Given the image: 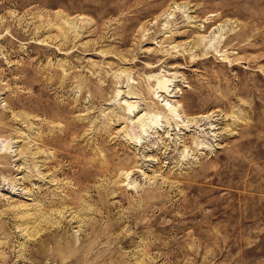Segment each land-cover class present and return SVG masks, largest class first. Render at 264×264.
I'll list each match as a JSON object with an SVG mask.
<instances>
[{
	"label": "rangeland",
	"instance_id": "obj_1",
	"mask_svg": "<svg viewBox=\"0 0 264 264\" xmlns=\"http://www.w3.org/2000/svg\"><path fill=\"white\" fill-rule=\"evenodd\" d=\"M0 264H264V0H0Z\"/></svg>",
	"mask_w": 264,
	"mask_h": 264
},
{
	"label": "bare ground",
	"instance_id": "obj_2",
	"mask_svg": "<svg viewBox=\"0 0 264 264\" xmlns=\"http://www.w3.org/2000/svg\"><path fill=\"white\" fill-rule=\"evenodd\" d=\"M159 89H161L162 91L165 92L166 90V86L165 83H159ZM167 106V105H166ZM135 107L134 106H129V111L133 110ZM166 108V107H165ZM175 110L173 107H170L168 111H170L171 113L175 114ZM134 113V112H133ZM151 120L150 124H152V127L155 126L157 127L158 125V118L157 116H150L149 118ZM145 120V119H144ZM135 141V140H134Z\"/></svg>",
	"mask_w": 264,
	"mask_h": 264
}]
</instances>
